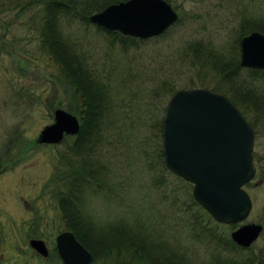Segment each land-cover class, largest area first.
I'll use <instances>...</instances> for the list:
<instances>
[{
  "label": "trees",
  "instance_id": "obj_1",
  "mask_svg": "<svg viewBox=\"0 0 264 264\" xmlns=\"http://www.w3.org/2000/svg\"><path fill=\"white\" fill-rule=\"evenodd\" d=\"M119 1L122 0L6 2L8 9L15 8L19 14L29 15L27 25L38 30L41 54L50 57L55 77L70 87L74 104L68 111L79 114L80 129L74 136H65L61 143L64 150L57 155L56 172L48 182V186L54 187L51 194L57 201L62 221L90 250L91 264H98L99 259L100 264H264L262 249L254 252L251 246L245 248L236 244L230 236L235 228L233 224L217 222L193 197L192 189L183 195V213L177 231L168 236L162 227L163 221L149 214L158 205L157 200L150 199L148 207L130 205L131 210L138 209L139 213L129 223L119 222L122 218L118 215L117 224L107 223L102 230L92 220L88 209L89 213L84 215L81 198L84 189L90 190L92 196L100 191H111L103 179L107 167L101 155L104 144L112 142L111 132L120 140L123 135L130 139L129 126L141 124L140 118L152 107L154 112L149 113L148 118L155 112L159 115L154 129L162 144V117L175 89L171 77L161 81L156 78L157 67L152 70L153 74L147 68L151 61L156 64L153 49L158 56L162 49H172L169 55L166 53L164 72L171 71L165 67L177 65V74L182 75L185 70L194 74L197 85L227 96L255 134L259 125L264 126V69L241 66L239 47L240 39L252 30L264 33V0H247L258 7L256 14L259 15L255 18L244 15L249 14L246 4L238 0L242 16L238 20V33L228 44L214 45L210 41L189 38L169 46L162 44L163 38L181 24L180 14L163 34L149 39L110 31L90 22V14ZM174 44L177 46L173 47ZM192 83L189 86H195ZM156 99L160 102L154 103ZM69 139L72 142L65 147ZM161 144L157 149L160 166L171 175ZM70 157H75L77 165H72ZM260 163L254 160L256 170ZM175 177L193 188L182 177ZM162 183L154 180L152 186L159 188ZM119 201L122 205L123 199ZM173 204L171 201L170 207L177 212ZM113 215L117 214L113 212ZM178 233L182 234L181 241L187 247L178 240ZM195 245L200 247L199 255ZM187 251L192 254L191 258L186 255Z\"/></svg>",
  "mask_w": 264,
  "mask_h": 264
},
{
  "label": "rangeland",
  "instance_id": "obj_2",
  "mask_svg": "<svg viewBox=\"0 0 264 264\" xmlns=\"http://www.w3.org/2000/svg\"><path fill=\"white\" fill-rule=\"evenodd\" d=\"M6 2L7 0H0V205L7 209L5 213L8 220L22 218L26 222L37 219L40 224L46 223L53 237L54 232L64 229L65 225L57 201L51 194L54 187L48 186V182L56 172L57 155L60 151L63 152L64 144H36V139L43 127L53 122L52 111L55 108L68 111V107H72V95L70 87L55 77L54 63L50 57L41 54L37 42L38 30L27 25L29 15L19 14L15 8L8 9ZM243 3L249 13L244 15L258 17V7L255 4H249L247 0H243ZM238 4V0L171 2L182 17L181 24L170 30L162 44L169 46L189 38L210 41L214 45L230 43L231 38L238 33V20L242 16L239 14L242 8ZM176 46L174 44L173 47ZM171 50L162 49L158 56L153 49L152 56H156V64L153 61L148 64L150 73L153 74L152 70L157 67V79L163 81L171 77L175 91L202 87L197 85L194 74L186 70L182 75L177 74V65L165 67L171 68V71L164 72V59ZM190 82L195 86H189ZM204 88L211 89L206 86ZM159 102V99L154 101ZM151 112L154 109L148 107L146 116L140 118L141 124H134L132 128L129 126L130 139L127 140V137L119 133L120 136L123 135L120 140L117 134L111 132L112 142L104 144L101 155L107 174L104 173L103 179L110 186V193L100 191L92 196L90 190L84 189L82 192L84 215L87 216L90 212L89 215L91 214L99 230L107 223L117 224L118 215L122 218L119 222L129 223L139 213L138 209L131 210L130 205L148 207L150 199L157 200L158 205L149 214L163 221L161 224L166 229L167 236L174 230L177 231L176 228L181 223L183 195L192 187L173 173L168 174L160 166L157 149L160 148L161 138L154 129L159 115L155 112L152 118H148ZM248 113L254 117L251 110ZM263 128V124L259 125V130L254 133L253 148V163L254 160H260L261 166L258 170L255 167L254 178L245 185L253 206L247 218L233 225V228L248 222L262 224L263 231L251 247L254 252L262 249L264 253ZM71 142V139L67 140L65 147ZM69 160L72 165H77L75 157H70ZM154 180L163 182L161 187L154 188ZM120 199H123L122 205ZM171 201L177 212L170 207ZM113 212L117 215L112 216ZM145 218L148 219L147 215ZM145 221L148 222L146 219ZM181 235L178 233L179 241L182 239ZM170 244L174 246L173 242ZM181 244L185 246L183 240ZM195 247L199 255L200 247ZM186 255L192 257L188 251ZM99 260L98 264L102 263ZM40 264L59 263L56 259L47 258L40 260Z\"/></svg>",
  "mask_w": 264,
  "mask_h": 264
},
{
  "label": "water",
  "instance_id": "obj_3",
  "mask_svg": "<svg viewBox=\"0 0 264 264\" xmlns=\"http://www.w3.org/2000/svg\"><path fill=\"white\" fill-rule=\"evenodd\" d=\"M166 0H122L90 14L91 23L140 39L163 34L178 19ZM240 64L264 69V33L252 30L240 39ZM53 122L36 142L59 144L80 129L78 116L63 108L52 111ZM162 152L169 170L193 185V197L220 223L238 224L249 215L253 201L245 189L256 170L254 131L225 95L204 87L181 88L168 99L162 117ZM263 231L256 222L243 223L230 236L248 248ZM43 254L42 240H33ZM64 264H90L93 256L65 230L56 237Z\"/></svg>",
  "mask_w": 264,
  "mask_h": 264
},
{
  "label": "flooded vegetation",
  "instance_id": "obj_4",
  "mask_svg": "<svg viewBox=\"0 0 264 264\" xmlns=\"http://www.w3.org/2000/svg\"><path fill=\"white\" fill-rule=\"evenodd\" d=\"M36 144L39 143L36 142ZM6 210L0 205V264H40V260L47 258L56 259L59 264H64L56 245V237L62 231L69 230L73 232L72 230L65 226L64 229L54 232L55 234L52 237L46 223L40 224L37 219L27 220L26 222L22 218L8 220ZM76 239L86 248L77 237ZM33 240L43 241L47 249L46 255H43L34 246Z\"/></svg>",
  "mask_w": 264,
  "mask_h": 264
}]
</instances>
